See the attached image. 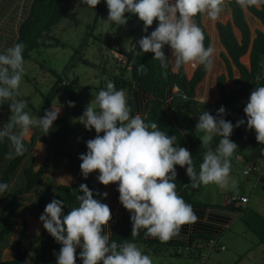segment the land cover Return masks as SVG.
I'll return each mask as SVG.
<instances>
[{
  "label": "clouds",
  "instance_id": "9594fccd",
  "mask_svg": "<svg viewBox=\"0 0 264 264\" xmlns=\"http://www.w3.org/2000/svg\"><path fill=\"white\" fill-rule=\"evenodd\" d=\"M108 8L107 20L115 25H125L128 17L136 15L143 21V31L156 20L157 27L137 42L143 53H154L162 68L171 61L165 54L167 45L175 58L174 67L191 64L211 68L215 49L205 48L203 30L193 21L197 14H206L216 20L225 7V0H104ZM81 4L96 8L101 0H80ZM241 9L264 4V0H235ZM23 43H16L0 51V105L8 101L11 116L0 127V142L10 141L8 159L23 155L25 140L32 128H39L43 134L52 129L61 111L52 104L42 117H33L25 111L27 101L18 99V90L25 73ZM138 71L144 72V64ZM187 100V97H184ZM205 98L199 99L204 104ZM74 106L73 101H68ZM249 130H255L256 140L264 144V85L256 87L248 97L243 108ZM225 108L221 106L217 115L203 112L198 117L195 129L204 133L200 137L207 149L203 153L199 171L194 168L193 157L186 147L176 144V135L169 136L161 131L156 122L145 123L139 114L131 115L128 97L123 89L107 82L86 106L83 114L76 119L86 130H95L97 135L86 141V153L79 159L84 179L98 170L96 179L103 185L117 184L119 201L129 211L133 238L144 229L145 237L157 238L166 242L180 234L186 223H194L196 216L192 206L185 202L176 191V166L185 168L190 179V187L198 188L215 184L220 188L229 185L231 157L238 145L230 139L234 127L245 124L241 118L235 125L223 118ZM76 122V121H74ZM103 133V135H100ZM215 136L220 137L215 150L209 147ZM232 187L236 181H231ZM9 189V184L0 182V196ZM78 206L67 214L63 207L65 201L52 199L39 220L43 227L61 244L56 255V264H76L77 248L82 264H153L152 258L145 254L133 241L118 244L110 242L111 231L105 232L112 218L110 207L94 198V190L81 183ZM96 195L107 197L108 193Z\"/></svg>",
  "mask_w": 264,
  "mask_h": 264
},
{
  "label": "trees",
  "instance_id": "16d2710c",
  "mask_svg": "<svg viewBox=\"0 0 264 264\" xmlns=\"http://www.w3.org/2000/svg\"><path fill=\"white\" fill-rule=\"evenodd\" d=\"M75 1L76 0H32L28 14L19 25L18 36L15 41V44L23 43L26 45L23 50L24 62L31 57L32 51L45 45L48 34L51 33L53 27L69 15ZM227 1L233 11L234 23L242 32V41L239 42L236 38L231 22L217 23V29L220 33L222 44L229 54V58L225 57V61L228 74L234 82V88L228 91L226 89V76L224 74L219 75L217 78L219 98L215 103H205L204 105L196 99V87L204 79L210 68L206 69L204 65H197L192 76L189 78L187 74L190 75L194 67L189 69V71H185L187 64H185V66L182 64L177 68V71H174L169 61V66L167 68H162L160 61L153 59L154 53H143L139 50L136 42L142 36L150 34V32L157 27L158 22L154 20L153 25L149 26L148 32L146 33L143 31V21L139 20L134 14L129 16L130 24L128 32L131 36L129 49L127 51H121V53L125 55L126 60L123 64L121 61V65L117 66L119 68L118 71L113 73L110 79V81L115 84L116 89H123L127 93L131 115L134 116L139 113L144 118L145 123L151 124L156 122L161 131L168 133L169 136L176 135V144L181 147H186L190 151L193 157L194 168L197 171H199V166L202 163L203 153L207 150L201 144L202 141L200 139V137H203L204 133L195 129L198 117L205 111H209L210 114L215 116L217 115V110L223 106L225 108L223 118L231 121L233 125H235L238 119L229 118L226 115V110L233 108L237 102L243 100L250 93L252 88L264 85V77H262L260 81H256L263 73L261 62L264 59V32L257 31L250 53V68H248L242 63L241 57L248 52L251 44L250 26L246 20L244 9H241L239 5L235 3V0ZM248 10L264 24V4H261L260 7H250ZM202 16L203 14H197L193 17V21L203 30V43L205 48H207L211 43V38L207 31L208 29L210 32V28L206 24L205 18L203 23ZM164 51L169 59L171 56L173 64L175 58L172 56L171 49L165 45ZM141 64H144V72L138 71ZM233 64L240 71L239 78H233ZM58 83L59 81L56 82L52 91L46 96L42 108L38 113V117H42L46 109L50 110L52 99L58 93ZM106 85L99 86L98 92L101 89H105ZM184 97H187V100H185ZM69 101H75L74 92H72ZM4 106L5 102L0 105V109ZM72 110L73 106H69L68 104L67 107L64 108L63 113L58 116L53 124L56 138L53 149L56 153L64 155L80 168L82 161L79 159V156L87 151L86 141L94 138L97 133L94 131L88 136L75 152L69 150L67 143L73 133L72 126L69 122V114ZM1 119L2 116L0 115V122ZM237 128L238 127H234L235 130ZM100 135H103V133H100ZM235 138L234 135L230 136L232 141H234ZM248 138L252 144L251 156L248 160L250 162H256L257 159L264 154V144H259L257 142L256 133L249 135ZM219 140L220 137L215 136L209 147L215 150ZM34 144L35 137L31 135L29 140L25 142L26 150L23 155L15 156L13 159H10L2 168L7 154L12 149L10 141L7 138L0 142V182L11 183L14 173L27 158ZM176 171L177 177L175 183L178 195L183 197L185 202L190 205L196 203L195 196L200 187H190V179L186 175L185 168H181L177 165ZM22 172L24 175V184L13 190L3 217V224L0 230V255L7 237L12 232L14 217L23 206L21 198L37 187L46 173V168L44 164L36 167L33 163H30L23 167ZM97 174L98 170L94 171V175L86 184L90 189L94 190V198L101 200L103 196L96 195V191L104 193L107 191L110 184L117 190V184L110 183L109 185H103L96 179ZM52 191H55L56 199L65 201L63 207L65 214L73 207L78 206L79 201L77 200V196L83 195V192L78 193L74 191L69 184L62 183L53 188V184L50 183L39 200V217L43 213L48 196ZM117 194H119L118 191ZM242 219L251 231L256 234L258 242L264 244V215L254 209L245 208L243 209ZM183 227L184 225L181 227V230ZM131 230L132 223L128 211L123 213L115 225L110 229V242L115 241L118 244H122L125 241H133L135 243L142 241L146 243L154 242L153 240H149L148 237H145L144 229H141L140 234L135 238L131 236ZM107 231L109 230L105 226V232ZM26 234L27 225L24 224L15 241L14 257L0 260V264H56V255L54 253H59L62 245L57 243L46 230L32 238L28 244L23 247ZM179 236L183 237L182 231ZM31 250H33V259L30 263H27V258ZM79 252L80 249L77 248L76 264H82L78 255ZM100 264H102V262H100Z\"/></svg>",
  "mask_w": 264,
  "mask_h": 264
},
{
  "label": "rangeland",
  "instance_id": "374dc122",
  "mask_svg": "<svg viewBox=\"0 0 264 264\" xmlns=\"http://www.w3.org/2000/svg\"><path fill=\"white\" fill-rule=\"evenodd\" d=\"M20 2L21 0H12L11 9ZM125 15L128 17L127 23L115 25L107 20L108 8L104 0H101L95 9L76 0L69 15L53 27L51 33L48 34L45 45L32 51L31 57L24 62L25 73L17 98L27 101L25 111L31 116H38L46 96L52 91L57 81H59L58 93L52 99L50 107L52 104L57 107L62 106L58 116L67 107L72 92L75 93L73 110L69 114L73 133L67 143L68 149L73 152L95 131L94 129L86 130L84 125L76 119L83 114L92 99L94 101L98 87L106 85L112 74L118 71L117 66L121 65V61L123 64L126 60L121 51L129 49L131 36L128 32L130 15L128 13ZM207 18L208 16L205 17V22L211 30L213 23ZM170 63L173 65L172 61ZM192 67L191 64H187L186 71ZM173 70L177 71V68L173 67ZM7 103L8 101H5V106L0 109L2 116L0 127L6 124L11 116V110ZM251 133H255V130H249L246 121L236 130L233 129L231 135L239 137L234 139L238 148L230 158L229 185L226 188H220L215 184H209L206 188L218 189L222 193L241 194L245 191L246 197L251 199L250 206L264 215V168L259 173L252 172L249 175L243 173L250 164L243 157L252 150V144L248 138ZM31 135L35 137V144L31 152L14 173L9 184V192L0 196V230L13 190L24 184L23 167L30 163L36 167L44 164L46 173L37 187L21 198L23 206L14 217L12 232L2 248L0 260L14 257L15 241L24 224L27 225V234L23 241V247L32 238L46 231L43 222L39 220L38 204L50 183L53 184V188L58 184L66 183L74 191L81 193L79 185L86 184L94 175L93 172L87 179H84L79 167L64 155L54 151L56 138L53 126L48 134H43L39 128H32L25 142ZM7 157L8 154L2 168L10 160ZM232 180L236 181L235 187L231 185ZM106 192L108 196L103 197L100 201L110 207L112 218L107 226V229L110 230L121 215L128 210L120 203L119 194L112 184L108 186ZM196 197L197 200H200V195ZM54 198H56L55 191H52L46 205ZM136 245L152 258L153 264H264V244L258 242V237L243 219H239L235 225L221 234L216 246L206 245L202 242L199 249L195 247L187 249L182 244L146 243L143 241L137 242ZM222 247L224 248L222 249ZM32 259L33 250L29 252L27 263H30Z\"/></svg>",
  "mask_w": 264,
  "mask_h": 264
},
{
  "label": "crops",
  "instance_id": "0c3cea01",
  "mask_svg": "<svg viewBox=\"0 0 264 264\" xmlns=\"http://www.w3.org/2000/svg\"><path fill=\"white\" fill-rule=\"evenodd\" d=\"M11 1L12 0H0V51L15 44L18 36L19 25L28 14L32 2V0H21L20 3L16 4L15 7L11 9ZM257 7H260V5ZM244 13L250 26L251 44L248 52L241 57V61L244 65L250 68V53L253 41L256 38L257 31L264 32V24L248 9H244ZM205 17H207V15L203 14V23ZM207 19L213 23V27L211 28L210 32L207 27H205L211 38L210 46L215 49V53L212 58L211 68L206 73L204 79L196 87V99L199 101V99L205 98L208 94L206 103L213 104L219 98V90L217 86V78L219 75L224 74L226 76V89L228 91L234 88V82L231 80L228 74L225 61V57L229 58V54L225 46L222 44L220 33L217 29V23L231 22L233 32L239 42L242 41V32L234 23L233 11L227 0H225V7L223 11L216 20L213 21L209 17ZM196 67H194L192 74ZM232 71L233 78L240 77V71L234 64L232 65ZM187 76L190 78L192 75L189 76L187 74ZM251 151L243 157L248 162H250L248 158L251 156ZM259 172L260 171L255 173ZM206 187L207 186L203 185L200 186L196 194V196L200 195V200H197V197L195 196L197 202L193 203L191 206L198 219L194 223L184 224V227L181 230L183 232V237L177 235L166 242H162L159 239L152 237H148V239L159 243H170L173 245L182 244L187 249L193 247L199 249L200 243L202 242L206 243V245L211 244V239H215L218 242V237L221 234H223L229 227L235 225L239 219H242L243 209H255L250 206L251 199H248V196L246 197L245 191H243L241 194L222 193L219 192L218 189H208ZM233 195H244L247 199L244 202H239L232 199ZM223 248L224 247H222V249Z\"/></svg>",
  "mask_w": 264,
  "mask_h": 264
},
{
  "label": "built area",
  "instance_id": "2783aa9c",
  "mask_svg": "<svg viewBox=\"0 0 264 264\" xmlns=\"http://www.w3.org/2000/svg\"><path fill=\"white\" fill-rule=\"evenodd\" d=\"M261 66H262V70L263 73L262 75L256 80V81H260L262 77H264V59L261 62ZM255 88H252L250 93L241 101L237 102L236 105L233 108H229L226 110V115L231 118V119H235L237 118L238 120H240L241 118L246 119V114L243 112V108L247 102L248 97L250 96L251 92L254 90ZM264 168V154L262 157H260L259 159H257L256 162H251L247 168L244 169L243 173L244 175H249L252 172H258L261 171ZM233 200L239 201V202H244L246 201V197L244 195H233L232 196ZM210 243L213 246H216L217 242L215 239H211Z\"/></svg>",
  "mask_w": 264,
  "mask_h": 264
}]
</instances>
